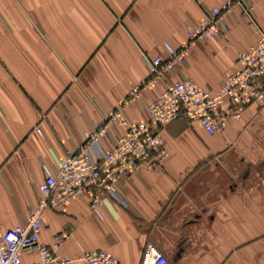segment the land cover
Listing matches in <instances>:
<instances>
[{"label":"crops","instance_id":"obj_1","mask_svg":"<svg viewBox=\"0 0 264 264\" xmlns=\"http://www.w3.org/2000/svg\"><path fill=\"white\" fill-rule=\"evenodd\" d=\"M228 0H0V225L25 224L55 170L133 85L149 75L147 60L180 47L207 12ZM253 5L248 13L246 6ZM226 33L197 38L165 78L122 105L138 123L169 83L191 79L215 91L240 64L238 56L264 29V0H245L224 14ZM38 128H42L40 136ZM118 120L104 137L115 144ZM163 164L122 176L125 204L91 196L44 211L40 241L75 264L106 249L121 264H141L152 242L167 264H264V103L255 101L225 130L209 134L184 115L163 128ZM36 249L23 253L34 264Z\"/></svg>","mask_w":264,"mask_h":264},{"label":"built area","instance_id":"obj_2","mask_svg":"<svg viewBox=\"0 0 264 264\" xmlns=\"http://www.w3.org/2000/svg\"><path fill=\"white\" fill-rule=\"evenodd\" d=\"M244 2L228 0L221 7L211 9L190 33L187 43L174 47L166 42L165 53L147 60L148 77L133 85L119 107L105 115L75 149L67 150L55 170L47 169L39 185L41 198L26 223L7 228L0 225V264H22L23 253L32 249L39 253L34 264H75L69 254L59 251L66 232L58 233L53 245L40 241L46 209H64L73 198L84 194L91 196L90 207L96 213H100L101 205L107 200L125 204L118 180L141 167L163 164L168 156L163 128L175 118L184 115L199 121L209 134H215L225 130L231 118H240L251 103H264V29H261L258 41L240 53V66L225 78L219 89L210 91L191 79L174 81L147 104V119L134 123L121 117L122 105L140 99L144 89L165 78L167 72L184 60L186 49L193 41L224 35L225 12ZM253 8L248 5L245 10L250 13ZM116 120L126 131L114 145L107 146L104 137ZM38 132L43 135L42 128ZM167 263L168 257L156 244L150 242L145 246L141 264ZM85 264L121 262L109 250L94 249L86 254Z\"/></svg>","mask_w":264,"mask_h":264},{"label":"bare ground","instance_id":"obj_3","mask_svg":"<svg viewBox=\"0 0 264 264\" xmlns=\"http://www.w3.org/2000/svg\"><path fill=\"white\" fill-rule=\"evenodd\" d=\"M41 136V135H40Z\"/></svg>","mask_w":264,"mask_h":264}]
</instances>
